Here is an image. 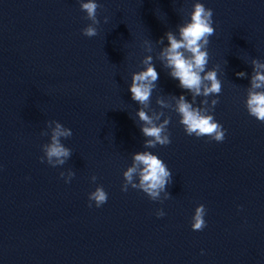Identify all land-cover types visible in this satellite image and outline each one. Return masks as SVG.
I'll return each mask as SVG.
<instances>
[{"label":"water","instance_id":"water-1","mask_svg":"<svg viewBox=\"0 0 264 264\" xmlns=\"http://www.w3.org/2000/svg\"><path fill=\"white\" fill-rule=\"evenodd\" d=\"M96 2L98 34L86 37L80 0H0V264H264V123L245 108L264 37L213 11L206 71L217 69L222 91L208 100L226 129L216 142L185 133L175 109L192 95L162 55L196 0ZM149 56L159 79L141 105L129 88ZM141 109L171 118L169 145L145 148ZM53 120L72 131L61 138L72 155L55 168L41 162ZM144 151L172 173L162 202L121 190ZM97 186L107 202L89 207ZM200 204L206 227L193 231Z\"/></svg>","mask_w":264,"mask_h":264},{"label":"clouds","instance_id":"clouds-1","mask_svg":"<svg viewBox=\"0 0 264 264\" xmlns=\"http://www.w3.org/2000/svg\"><path fill=\"white\" fill-rule=\"evenodd\" d=\"M80 8L86 13L85 18L91 21L82 29V34L86 37L96 36L98 34L97 25L100 23L97 18L100 5L96 0H86V2L80 0ZM189 15L190 20L179 26L178 36L172 32L165 34L168 47L162 52L166 67L171 69L172 78L178 80L179 86L192 95V102H189L184 95L179 96L175 111L180 117L179 123L188 136L197 138L207 136L211 140L222 142L225 139L226 129L211 114L219 100L215 98L210 102L208 100V97L219 96L222 83L218 79L216 68L206 71L209 63L207 51L209 37L215 32L212 26L213 10L206 8L203 3L196 0ZM151 59L150 56L146 58V68L143 71L133 73L129 88L131 98L141 105L149 102L153 85L159 79V74L151 63ZM252 65L254 74L247 91L245 108L250 116L264 123V71H261L264 70V63L253 59ZM236 75L243 77L245 73L239 72ZM197 97L204 98L200 101V106L196 105ZM137 115L145 125L141 128L143 135L148 138L145 141V148H155L157 145L167 146L171 143L168 130L170 117L165 118L162 123H156L143 109L139 110ZM159 119L160 116L157 115L156 120ZM53 124L54 127H52ZM47 127L50 132H43L42 135H50V142L42 145L44 155L41 157V162H46L54 168L63 166L71 157L72 151L64 146L61 138L71 137L72 131L54 120L48 121ZM60 176L65 179L66 183H69L75 173L68 170L67 173L61 172ZM96 179V176L91 177L93 182ZM123 180L121 190L124 192H127L130 186L132 189L142 190L152 201L160 200L161 192H165V199L170 197L165 190L172 182V173L166 163L150 151L134 154L131 166L123 172ZM88 199L89 207L92 206L91 202H95L96 207H101L107 202L108 194L102 186H97L89 194ZM156 215L163 217L165 213L163 210H158ZM205 215V206L198 205L192 216L193 231H202L206 227Z\"/></svg>","mask_w":264,"mask_h":264}]
</instances>
